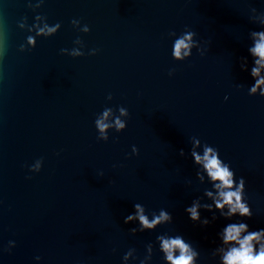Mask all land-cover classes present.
Here are the masks:
<instances>
[{
	"label": "water",
	"instance_id": "water-1",
	"mask_svg": "<svg viewBox=\"0 0 264 264\" xmlns=\"http://www.w3.org/2000/svg\"><path fill=\"white\" fill-rule=\"evenodd\" d=\"M192 31V54L175 58ZM260 32L264 0H0V264H170L161 243L176 235L192 264H223L228 223L264 228V85L250 94L249 53ZM204 144L244 178L251 218L190 219L215 192L190 155ZM136 203L173 219L132 233Z\"/></svg>",
	"mask_w": 264,
	"mask_h": 264
},
{
	"label": "clouds",
	"instance_id": "clouds-1",
	"mask_svg": "<svg viewBox=\"0 0 264 264\" xmlns=\"http://www.w3.org/2000/svg\"><path fill=\"white\" fill-rule=\"evenodd\" d=\"M87 30L90 29L88 28ZM195 34L192 31L185 36L178 37L174 41L175 58L184 60L185 57H189L192 54L191 51H185L181 55V50L190 49L192 36ZM256 35L260 36V40L255 43L254 47L249 48V53L253 57L250 75L254 80V83L250 86V94L255 93L260 85H264V76L260 75V69L264 67V32L256 33ZM197 49L203 54L200 48ZM241 61V69L247 70V58H241ZM169 74L171 75L172 73L170 72ZM260 96H264V90L261 91ZM108 98H111V94H109ZM111 111V109H105L103 118H98L95 121L100 132V136H98L100 140L107 141L109 139L105 129L110 125L104 121ZM119 112L121 115H129L127 109L124 107H119ZM115 126L117 132L123 131L127 126L126 121L122 122L119 116H117ZM195 143L200 144L201 141L196 138ZM132 153L138 155L139 150L133 146ZM180 155H185L183 149L180 150ZM190 155L193 158L194 164L199 166L196 173L197 177L203 182L206 173L209 182H211L215 190V192L209 189H205L204 191V196L210 198L212 203L202 204L200 198H196L193 200L191 206L185 209L190 219L200 221L204 225L209 224L210 221L207 218L201 220V208L208 211L218 210L221 216L228 219L236 215L251 218L253 212L246 200L243 199L245 196V180L241 177L237 182L234 171L230 168L229 164L220 158L218 150L208 144H204L203 155L198 154L195 150L191 151ZM200 169H203V172ZM134 209L135 212L126 216L124 221L128 223L135 217L139 218L140 227L139 229L136 227L131 228L130 231L132 233L138 230L155 229L161 221L171 222L173 219L169 212L161 210L159 216L149 221L148 217L144 215V208L140 203L134 204ZM216 218L215 211H213L212 219L215 220ZM221 235L224 244L232 245L223 256V264H264V228L250 230L246 222L238 221L228 223L222 229ZM158 239L162 238L158 237ZM257 245L259 246L258 251L255 250ZM161 248L170 264H192L193 262L195 253L189 254L190 243L186 242L181 235L162 239ZM177 249H179V255L174 254ZM37 259H40V257H37Z\"/></svg>",
	"mask_w": 264,
	"mask_h": 264
}]
</instances>
